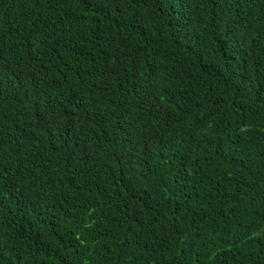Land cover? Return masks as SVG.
<instances>
[{"label": "trees", "instance_id": "16d2710c", "mask_svg": "<svg viewBox=\"0 0 264 264\" xmlns=\"http://www.w3.org/2000/svg\"><path fill=\"white\" fill-rule=\"evenodd\" d=\"M0 264H264V0H0Z\"/></svg>", "mask_w": 264, "mask_h": 264}]
</instances>
